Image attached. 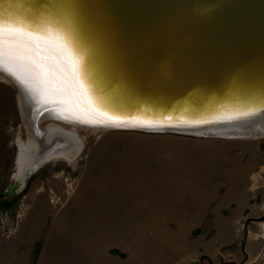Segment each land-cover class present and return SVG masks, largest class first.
I'll list each match as a JSON object with an SVG mask.
<instances>
[{
  "label": "rangeland",
  "instance_id": "obj_1",
  "mask_svg": "<svg viewBox=\"0 0 264 264\" xmlns=\"http://www.w3.org/2000/svg\"><path fill=\"white\" fill-rule=\"evenodd\" d=\"M4 75L0 264H26L16 250L23 245L33 259L28 264H264V136L72 128L55 120L76 131L79 152L45 160L25 188L5 196L26 169L18 164L27 132L19 90ZM237 198L245 209L223 238L231 244L212 246L220 230L205 235L236 209ZM225 202L231 208L219 207ZM114 248L124 257L103 253Z\"/></svg>",
  "mask_w": 264,
  "mask_h": 264
},
{
  "label": "water",
  "instance_id": "obj_2",
  "mask_svg": "<svg viewBox=\"0 0 264 264\" xmlns=\"http://www.w3.org/2000/svg\"><path fill=\"white\" fill-rule=\"evenodd\" d=\"M20 10L39 18L37 24L47 19L68 31L90 91L105 101V108L93 105L86 89L66 86L70 104L80 95L78 104L59 107L66 111L63 122L154 134L264 136V0H0V14ZM12 35L0 34V52L20 41ZM21 41L33 58L46 55ZM41 109L32 119L38 133L45 129L38 126ZM41 165L5 196L25 188Z\"/></svg>",
  "mask_w": 264,
  "mask_h": 264
},
{
  "label": "bare ground",
  "instance_id": "obj_3",
  "mask_svg": "<svg viewBox=\"0 0 264 264\" xmlns=\"http://www.w3.org/2000/svg\"><path fill=\"white\" fill-rule=\"evenodd\" d=\"M11 13L0 14V18L6 19L3 22L6 24L3 27V32L13 33L12 36L21 38V42L34 43L41 49L39 51H42L44 55L46 54L42 56V54L36 53L39 56L33 58L35 55L25 49V47L27 48L26 44L20 43V41H14L15 43L12 42L8 46L5 44L0 52V69L16 82L19 90L18 105L23 113L21 116L23 115L22 118L24 119L22 120L27 134L25 142L19 146L18 165L20 171L26 168L23 171V174H25L39 163L42 162L43 164L45 160L51 158L72 159L81 148V141L78 140L77 133L72 128H87L88 126H76L73 123L69 124L72 128L65 131L60 125L53 122L55 120L63 122L62 119H65L66 111L64 109L70 104L65 99V92L68 94L69 91L72 92L66 86L72 89L74 87L78 88L79 92L81 89H86L88 100L93 105L100 106L101 104L105 108L106 104L102 98H95L92 91H90V88L93 90L94 88L90 82L91 79L89 80L87 67L76 55L73 40L71 44L69 33L63 26H59L61 28L49 26V20L46 21L47 19L43 21L44 24H37L41 20L27 14L25 10ZM25 18L30 19L35 24L26 21ZM31 29L38 32L29 33ZM40 56L42 58L39 59ZM29 60L36 62L37 67L41 70L40 72L46 76L43 77L37 71L38 68H35ZM48 77L51 81L47 80ZM52 82L60 87H57L58 92L51 90ZM79 92L75 93L78 97L75 96V102L70 105L78 104L81 93ZM39 107L44 111L41 120L46 118L51 120L44 126L45 129L42 133L34 130L32 121L33 117L39 112ZM91 127L96 129L94 126ZM20 180H23V178L21 177Z\"/></svg>",
  "mask_w": 264,
  "mask_h": 264
},
{
  "label": "crops",
  "instance_id": "obj_4",
  "mask_svg": "<svg viewBox=\"0 0 264 264\" xmlns=\"http://www.w3.org/2000/svg\"><path fill=\"white\" fill-rule=\"evenodd\" d=\"M234 185V184H233ZM232 185V186H233ZM228 188H229V186H228ZM239 198V197H238ZM236 199V200H233V201H235L236 202V209L235 210H233V212H228L227 213V216H226V218H224L223 220H219L217 223H216V225H214L213 226V228L211 229L212 231H210L211 232V234H207V236L205 235V237H211V236H213L214 235V233H215V231H219L220 230V237H221V239L220 240H217V239H215V240H213L212 241V243H210L212 246H218V248H222V247H225V246H227L229 243L231 244V242L230 241H224L223 240V238H228V237H230L231 235H232V233L234 232V228H235V226L237 225V223L241 220V217L243 216V211H244V209H245V206H244V204L242 203L243 201L242 200H240V199ZM230 199V198H229ZM228 199V200H229ZM226 205H228L229 206V208H231L230 207V205L231 204H229V202L227 203V202H225L224 204H222L221 206H219V207H225ZM218 209L219 208H217L216 209V211H218ZM233 209V208H232ZM217 214V213H216ZM215 214V215H216ZM219 229V230H218ZM192 228H191V231L190 232H192ZM190 234V233H189ZM24 241V240H23ZM22 241V242H23ZM205 243H206V241H205ZM115 249V251L114 250H112V249H107V250H105L103 253L105 254V256H108V257H111V255L114 257V258H116V259H119V255H117V254H114V253H116V252H119V254L120 255H122L123 257H124V255H125V252H123V251H121V250H118L117 251V248H114ZM16 250H19V251H22L21 253H23V256H22V260H23V262L22 263H26V264H28L30 261H32L33 259H31V256H29L28 257V255L30 254H28V251H25V250H29L28 248H27V246H21L20 247V249H16ZM42 250V249H41ZM40 250V252L38 253L39 254V257L38 258H43L44 256H45V252H42ZM112 252H111V251ZM124 254V255H123ZM123 260V259H122ZM173 260V259H172ZM172 260H171V262L169 263V264H171L172 263Z\"/></svg>",
  "mask_w": 264,
  "mask_h": 264
},
{
  "label": "snow or ice",
  "instance_id": "obj_5",
  "mask_svg": "<svg viewBox=\"0 0 264 264\" xmlns=\"http://www.w3.org/2000/svg\"><path fill=\"white\" fill-rule=\"evenodd\" d=\"M3 27H4L3 22H0V34H2L3 32Z\"/></svg>",
  "mask_w": 264,
  "mask_h": 264
}]
</instances>
